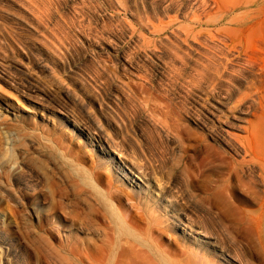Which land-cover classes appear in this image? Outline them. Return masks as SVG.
<instances>
[{
	"label": "rangeland",
	"instance_id": "374dc122",
	"mask_svg": "<svg viewBox=\"0 0 264 264\" xmlns=\"http://www.w3.org/2000/svg\"><path fill=\"white\" fill-rule=\"evenodd\" d=\"M263 209L264 0H0V264H264Z\"/></svg>",
	"mask_w": 264,
	"mask_h": 264
},
{
	"label": "bare ground",
	"instance_id": "6f19581e",
	"mask_svg": "<svg viewBox=\"0 0 264 264\" xmlns=\"http://www.w3.org/2000/svg\"><path fill=\"white\" fill-rule=\"evenodd\" d=\"M220 105H222V106H224L223 104H221L220 103ZM222 106L220 107V106H214V109H216V110H218V111H220V112H222ZM74 121V120H73ZM72 121V122H73ZM219 122V121H218ZM217 124V123H216ZM161 131H162V129H161ZM216 131V130H215ZM223 133V135H222V137H220L219 139L218 138H216V136L215 135H213L212 134V138L216 141V142H224V143H229V141L235 146V152H237V154L239 153V152H243L244 153V156H245V159H246V156L248 157L249 156V153H248V151L244 148V146L242 145V143L240 142H238L235 138H234V135H232V134H229V132L228 131H223L222 132ZM108 137V136H107ZM104 142V141H103ZM230 144V143H229ZM228 146V145H227ZM109 151V150H108ZM118 151V150H117ZM115 152V151H114ZM116 154V153H115ZM121 154V153H120ZM119 154V155H120ZM116 156H117V154H116ZM114 158V157H113ZM244 159V160H245ZM248 161H246V162H252L253 163V161L251 160V159H247ZM250 160V161H249ZM139 164V163H138ZM137 164V165H138ZM140 165V164H139ZM141 167V166H140ZM136 170V169H135ZM138 171V170H137ZM133 173V172H132ZM137 174V173H136ZM138 175V174H137ZM141 176V175H140ZM132 177H134V176H132ZM262 177V176H261ZM136 178V177H135ZM138 178H139V176H138ZM139 180H141L140 178H139ZM150 180V179H149ZM263 180V179H262ZM132 181V180H131ZM133 182V181H132ZM140 182V181H139ZM157 182V181H156ZM158 183V182H157ZM164 184V183H163ZM155 189V188H154ZM163 201V200H162ZM166 201V200H165ZM171 201V200H170ZM167 203V202H166ZM170 205V204H169ZM263 206V205H262ZM168 207V206H167ZM179 211V210H178ZM259 211H261V210H259ZM261 214V219H263L264 220V209L260 212ZM179 214V213H178ZM205 214L208 216V217H211L212 215L209 213V212H205ZM172 216H173V214H172ZM174 217H176L175 215H174ZM263 217V218H262ZM251 219V218H250ZM247 220H248V218H247ZM183 221V220H182ZM188 221H190V220H187V222ZM192 221V220H191ZM184 223V222H183ZM189 223V222H188ZM187 223V224H188ZM263 224V223H262ZM188 228H189V226H188ZM262 228V227H261ZM263 230L261 231L262 232V235H259V239H260V243L262 244V246H264V227L262 228ZM201 231V230H200ZM197 232V231H196ZM199 232V231H198ZM260 234V233H259ZM202 235V234H201ZM211 240V239H210ZM259 241V240H258Z\"/></svg>",
	"mask_w": 264,
	"mask_h": 264
}]
</instances>
